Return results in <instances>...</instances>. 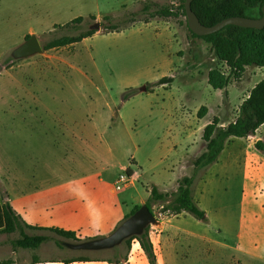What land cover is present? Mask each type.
<instances>
[{
	"label": "crops",
	"instance_id": "obj_1",
	"mask_svg": "<svg viewBox=\"0 0 264 264\" xmlns=\"http://www.w3.org/2000/svg\"><path fill=\"white\" fill-rule=\"evenodd\" d=\"M179 1L162 0V4ZM47 3L52 9L61 6L59 0ZM37 13L41 15L29 16L25 37L38 35L49 18V10L41 8ZM154 19L139 24L152 30L155 41L177 46L174 51L165 49L168 56L181 43L190 49L196 44L198 39L189 37L175 22ZM134 24L111 34L130 32ZM49 25L50 30L59 24ZM76 44L42 50L35 54L39 58H25L31 60L18 69L10 67L3 75L0 71V78L7 82L0 88L4 90L0 94V203L9 204L25 225L61 229L86 240L110 234L130 213V204L146 203L152 188L159 193L175 192L179 180L192 175L194 160L205 151L202 135L210 117L199 119L205 121L194 132H185L184 138L174 136L170 146L159 152L158 161L151 162L154 171L146 179L139 171L140 158L133 153L120 162L105 138L97 137L100 119L78 117L76 102L57 95L56 80L65 76L64 69L74 81L72 49ZM214 117L220 127L228 124L219 115ZM127 170L130 184L116 191L118 175ZM129 190L132 196L126 198ZM192 198L204 213L203 219L181 212L148 228L156 264H264V124L252 135L226 142L217 160L197 172ZM69 264L150 263L134 239L126 261Z\"/></svg>",
	"mask_w": 264,
	"mask_h": 264
},
{
	"label": "rangeland",
	"instance_id": "obj_2",
	"mask_svg": "<svg viewBox=\"0 0 264 264\" xmlns=\"http://www.w3.org/2000/svg\"><path fill=\"white\" fill-rule=\"evenodd\" d=\"M48 1L0 0L1 75L10 67L18 69L21 63L31 60H16L12 57V51L25 41L29 16L38 17L41 13L37 12L41 8L49 10V18L37 30L39 34L33 35L43 46L62 36L85 33L92 25L100 23L104 16L118 19L126 13L139 12L142 0H59L61 6L58 10L49 8ZM154 2L163 3L162 0ZM176 5L172 9L174 16L168 19L156 17L154 20L175 22L177 27L187 31L185 17L178 9L179 3ZM98 14L100 16H96L95 20L90 19L91 15ZM80 16L83 22L78 27L59 28L55 25L49 30L50 22L62 26ZM145 18L144 15L138 16L135 29L130 32L111 34L99 29L92 38L77 43L72 49L76 67L74 81L67 77L68 70L64 69L65 76L58 78L56 84L60 88L58 96L65 95L66 100L76 102L78 117L100 119L97 137L102 135L105 138L118 161L124 162L127 155L133 153L140 158L139 171L147 179L154 171L151 162L158 161L159 152L170 146L173 137L184 138L185 132H194L197 125L205 121L197 117L202 106L209 108L210 112L206 115L210 121L219 115L223 124L232 122L240 104L259 82L264 71L255 66L247 67L239 80L232 79L224 90H213L207 84L209 70H227L218 63L209 46L201 40L191 44V49L181 43V47L168 56L165 49L174 51L177 46L167 43L168 46H164L163 42L155 41L152 30L143 29L139 24ZM187 34L191 37L188 31ZM29 58L39 57L33 55ZM164 77L172 81L157 85ZM6 84V79L1 77L0 88ZM130 89L137 93L122 100ZM3 93L4 90L0 92L1 95ZM125 194L126 198L132 196L130 190ZM160 206L159 203H152V212L160 211ZM130 207L132 210L131 204ZM22 235H43L46 240L37 248H22L15 244ZM62 241L66 240L55 233L31 230L17 222L13 232H0V264L43 263L83 256L96 260L114 258L112 251H70L58 245ZM124 252L125 249L122 250Z\"/></svg>",
	"mask_w": 264,
	"mask_h": 264
},
{
	"label": "trees",
	"instance_id": "obj_3",
	"mask_svg": "<svg viewBox=\"0 0 264 264\" xmlns=\"http://www.w3.org/2000/svg\"><path fill=\"white\" fill-rule=\"evenodd\" d=\"M264 6V0H193L191 9L197 16L199 22L211 27L218 22L231 17H244L250 19H258L262 17L261 9ZM171 4H157L152 0L141 1V8L139 12L126 13L121 18H114L104 16L100 22V29L104 33H118L126 30L133 25L138 16H146L143 19L144 23H148L150 19L156 17L165 18L174 16ZM126 8V6H122ZM178 9L181 10L185 17L184 0L179 1ZM90 19L95 20L94 16ZM83 17H76L69 23L57 27L59 28H75L81 25ZM185 25L191 38L202 40L205 42L218 63L226 68L224 72L221 68H214L209 70L207 74V84L213 90H224L232 79L239 80L247 67L255 66L264 68V28L256 30L252 28H242L238 26H225L220 31L207 36H197L193 34ZM56 27V26H54ZM97 30H88L85 33L76 36H62L53 39L42 46V50L59 49L62 47L71 46L79 43L84 39L92 37ZM29 35L25 40L29 39ZM171 78H162L157 82V85H164L170 83ZM129 93H125L122 100L135 95L137 92L130 89ZM207 114V108L202 106L198 112L197 117L203 118ZM264 124V77L249 91L247 97L242 101L238 108L235 119L228 123L225 127H220V120L214 117L209 124L203 129L202 138L206 143L205 151L193 162V173L190 177H183L179 180L175 192L159 193L156 188H152L150 196L145 205L151 209L152 203H159L163 212H171L173 214H180L187 212L197 219H203L204 213L197 207L192 198V186L195 176L198 171L205 169L213 164L221 151L224 149L226 142L230 138H243L255 133V131ZM259 149L263 147L257 144ZM128 176H131L129 170L126 171ZM140 206H134L130 213L124 219L134 213ZM17 222H21L25 227L31 230L42 232H51L59 235L69 242H80L75 233L64 231L56 228H39L25 225L19 216L12 210L9 204L0 203V232L11 233L14 231ZM137 240L141 249L147 256L150 264H156L153 253L152 244L148 237L147 230L139 237H132L126 240L120 247L112 250L113 259L105 261L111 263H119L126 261L127 252L130 249L132 240ZM46 237L43 235L26 236L22 235L15 244L22 248H37ZM59 245V243H58ZM60 246V245H59ZM125 252L122 253V250ZM97 261L89 257L83 256L75 259L61 260L64 264L73 262H91Z\"/></svg>",
	"mask_w": 264,
	"mask_h": 264
},
{
	"label": "water",
	"instance_id": "obj_4",
	"mask_svg": "<svg viewBox=\"0 0 264 264\" xmlns=\"http://www.w3.org/2000/svg\"><path fill=\"white\" fill-rule=\"evenodd\" d=\"M193 0H184L185 19L188 29L197 36H207L220 31L225 26H238L242 28H252L261 30L264 28V6L261 9L262 17L250 19L244 17L226 18L217 24L206 27L202 25L191 9ZM92 30H99L100 23L91 26ZM42 52L40 40L35 35H30L21 45L12 51V57L16 60L25 59ZM144 90V88H143ZM160 221L156 219L154 213L145 205H141L134 213L124 219L110 234L82 240L80 242L62 241L59 245L74 252L100 253L112 251L120 247L126 240L132 237L141 236L150 226H159Z\"/></svg>",
	"mask_w": 264,
	"mask_h": 264
},
{
	"label": "built area",
	"instance_id": "obj_5",
	"mask_svg": "<svg viewBox=\"0 0 264 264\" xmlns=\"http://www.w3.org/2000/svg\"><path fill=\"white\" fill-rule=\"evenodd\" d=\"M173 6H177L176 4H171ZM130 180L131 177L128 176L126 173H121L120 175H118L116 182L114 184V189L116 191H120L125 189L129 184H130ZM161 210L158 211L157 213H154V216L156 217L157 220H159L160 222L163 220H167L170 217L174 216L175 214L167 211V212H163L162 211V207L160 208Z\"/></svg>",
	"mask_w": 264,
	"mask_h": 264
}]
</instances>
